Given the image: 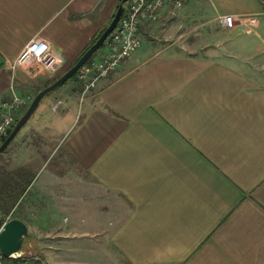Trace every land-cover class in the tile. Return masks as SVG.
Masks as SVG:
<instances>
[{
	"label": "crops",
	"instance_id": "1",
	"mask_svg": "<svg viewBox=\"0 0 264 264\" xmlns=\"http://www.w3.org/2000/svg\"><path fill=\"white\" fill-rule=\"evenodd\" d=\"M121 1L0 0V101L33 100ZM139 34L96 88L75 77L48 93L0 155V191L22 192L10 219H57L85 188L88 217L105 221L101 251L117 255L102 264H264V0H189ZM35 37L61 58L55 71L14 65Z\"/></svg>",
	"mask_w": 264,
	"mask_h": 264
},
{
	"label": "built area",
	"instance_id": "2",
	"mask_svg": "<svg viewBox=\"0 0 264 264\" xmlns=\"http://www.w3.org/2000/svg\"><path fill=\"white\" fill-rule=\"evenodd\" d=\"M189 0H129L126 9L114 30L106 38L103 47L106 53L100 57H91L77 72L76 77L82 81L84 90L97 87L98 82L109 77L118 69L126 58L135 54L142 46L139 28L142 21H157L160 10L164 7L179 9ZM221 22L227 27H233L234 16L226 14L221 16ZM34 61L38 70L55 71L61 65V58L47 43L38 37L27 43L19 53L14 65H23ZM30 95H19L14 92L10 98L0 101V143L17 123L16 112L31 103ZM59 101L54 109H58ZM22 258V257H21ZM4 259L0 252V261Z\"/></svg>",
	"mask_w": 264,
	"mask_h": 264
},
{
	"label": "rangeland",
	"instance_id": "3",
	"mask_svg": "<svg viewBox=\"0 0 264 264\" xmlns=\"http://www.w3.org/2000/svg\"><path fill=\"white\" fill-rule=\"evenodd\" d=\"M103 48V46L100 47L92 58L97 56ZM75 77L69 79L63 85L72 82ZM17 117L19 118L20 115L18 114ZM4 156L5 154L0 156V172L3 169L5 170ZM1 176L3 174L0 173ZM3 182H5V179H3ZM80 190H83L82 194L72 197L73 204H63L62 209L56 212L57 219H52L51 213L50 220L43 221V223L36 219L28 220L31 227L29 229V243L25 242L23 246L25 254L17 261L1 264H102L104 261L111 262L117 259V255L112 248L110 249L109 258H107V252L102 253V245H106L105 239L107 236L102 233L101 225L105 221L94 217L92 219L91 215L88 217L89 210L85 201L86 189ZM13 192H20V196H16V198L21 197L20 188H15ZM13 192L5 189L0 191V198L4 200V203H0V214H3L1 216L5 220L10 219L8 214L12 212V208L16 204L9 199V195H13ZM87 192L90 195L92 194L91 190H87ZM93 196L95 197L94 193ZM66 197L65 195L64 199ZM21 206L17 208L18 211H20ZM98 206H101V203ZM3 208L9 212L3 211ZM112 222H115V219L110 220V223Z\"/></svg>",
	"mask_w": 264,
	"mask_h": 264
},
{
	"label": "water",
	"instance_id": "4",
	"mask_svg": "<svg viewBox=\"0 0 264 264\" xmlns=\"http://www.w3.org/2000/svg\"><path fill=\"white\" fill-rule=\"evenodd\" d=\"M129 0H122L110 22V24L101 33L98 39L82 54L78 61L70 67L64 74L57 78L53 83L39 91L32 100L31 104L19 118L14 128L6 139L0 144V155L7 149L11 142L15 139L18 133L26 125L29 119L34 114L41 100L50 92L54 91L63 85L71 78L104 44L106 38L114 30L121 16L126 9V3ZM29 227L28 224L19 218H11L5 220L0 215V252L5 258H21L25 254L23 248L25 242L29 243Z\"/></svg>",
	"mask_w": 264,
	"mask_h": 264
},
{
	"label": "trees",
	"instance_id": "5",
	"mask_svg": "<svg viewBox=\"0 0 264 264\" xmlns=\"http://www.w3.org/2000/svg\"><path fill=\"white\" fill-rule=\"evenodd\" d=\"M104 30H105V29H104ZM104 30H103V31H104ZM103 31H102V32H103ZM102 32H101V33H102ZM100 35H101V34H100ZM100 35H99V36H100ZM99 36H98V37H99ZM98 37H96V38L94 39L93 43L98 39ZM93 43H91V45H92ZM91 45H90V46H91ZM103 45H104V44H103ZM103 45H102V46H103ZM90 46H89V47H90ZM102 46H101V47H102ZM89 47H88V48H89ZM88 48H87V49H88ZM87 49H86V50H87ZM86 50H85V51H86ZM89 60H90V59H89ZM89 60H88V61H89ZM88 61H87V62H88ZM75 76H76V73H75L71 78H74ZM71 78H69V79H71ZM69 79H68V80H69ZM68 80H67V81H68ZM67 81H66V82H67ZM23 114H24V113H23ZM23 114H22V115H23ZM22 115H21V116H22ZM21 116H20V117H21ZM20 117H19V118H20ZM19 118H18V120H19ZM18 120H17V121H18ZM11 131H12V130H11ZM11 131H10V132H11ZM10 132H9V134H10ZM9 134H8V135H9ZM8 135H7V136H8ZM7 136H6V137H7ZM6 137L3 138L2 142L6 139ZM2 142H1V143H2ZM1 143H0V144H1ZM4 259H6V260H8V261H17L19 258H18V259H14V258H4Z\"/></svg>",
	"mask_w": 264,
	"mask_h": 264
}]
</instances>
